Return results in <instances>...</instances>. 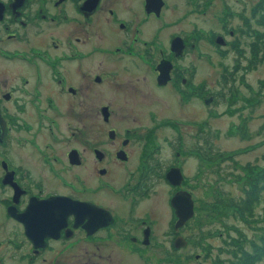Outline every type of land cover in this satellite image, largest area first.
<instances>
[{"label": "flooded vegetation", "instance_id": "flooded-vegetation-1", "mask_svg": "<svg viewBox=\"0 0 264 264\" xmlns=\"http://www.w3.org/2000/svg\"><path fill=\"white\" fill-rule=\"evenodd\" d=\"M181 2L0 0V264L99 263L87 261V249L113 228L125 233L123 245L150 247L164 224L143 206L153 188L170 186L164 204L173 215L172 195L189 192L184 157L216 159L210 136L184 151V134L196 136V105L212 106L216 94L201 92L197 30L165 32L183 20ZM225 10L221 30L206 32L216 49L239 32ZM127 118L140 124L119 128ZM161 129L176 134L167 150L157 144ZM173 167L179 186L166 179ZM106 196L121 204L105 205ZM165 226L173 242L184 225Z\"/></svg>", "mask_w": 264, "mask_h": 264}, {"label": "rangeland", "instance_id": "rangeland-1", "mask_svg": "<svg viewBox=\"0 0 264 264\" xmlns=\"http://www.w3.org/2000/svg\"><path fill=\"white\" fill-rule=\"evenodd\" d=\"M198 1L182 0L183 6L177 10V13L184 15L183 20L179 25L173 24L165 29V32H172L177 30L176 27L181 26L186 31L197 30L200 34L201 56L200 59L196 56L191 58L198 64L197 77L201 92H207L211 88L216 94V102L214 101L212 106L209 107L202 100L196 105L195 119L198 121L194 125L196 136L186 137L187 134H184L185 141L190 138L184 143L185 146L189 144V148H184L187 154L189 150H193V147H199L203 143L202 137L208 136L211 144L220 154L218 159L212 162L198 159L194 155L185 156L183 159L186 178L189 180L186 187L194 199L192 218L178 231L186 238L187 243L176 249L171 244L174 231L165 232L167 227L165 223L174 224V216L170 208L164 204L166 196L171 195L165 192H169L170 186L158 183V186L153 188L149 200L143 203L146 208L154 207L152 211L158 212L159 223H164L153 232L156 237L155 243L146 248L140 245L135 247L129 243L123 245L122 237L125 233L113 228V232L110 231L105 237L103 236L104 239L99 247L90 246L87 249V261L93 258L99 260V263L88 262V264H211L212 259L218 254L226 259L230 258L229 255L221 252L227 238L225 229L221 223L211 218V213L216 208L221 210L224 205L230 204L229 199H238L243 195V190L247 187V181H244L247 179L245 173L264 170V59L255 62L256 64L251 68L246 67L247 58H251V48H253L251 41L256 35L255 32L258 36L261 34L259 40L261 47H264V24L258 23V21L264 23V0H202L199 3ZM256 7L257 11H255ZM227 8L232 14L227 15L226 26L239 32L235 37L227 35L229 46L216 49L206 32L221 30L223 23L220 18L223 17L220 15ZM175 14L169 15L170 20L175 18ZM241 30L247 32L242 34ZM242 49L244 52L239 53ZM187 62L188 58L184 63ZM224 76L230 79L226 86H222ZM161 107L164 109L165 105ZM172 108L175 109L176 105ZM183 110L185 109L182 108L183 115L180 116L185 115ZM176 112L179 113L178 110ZM88 120L89 125L94 126L93 119ZM137 124L140 123H134L127 118L119 120L118 127ZM175 135L174 131L161 129L159 136H163L164 140L158 139L157 144L161 149L167 150L170 140L168 144L166 138L172 139ZM203 149L205 151L207 146ZM105 203V205H115L121 204V201L117 196H106ZM256 210L262 211L261 207ZM224 213L222 218L240 229L247 241L259 238L260 231H257L256 226L235 221L230 214L227 215L228 212ZM142 214L143 212H140L137 215ZM207 231L210 234H205ZM214 231H220L221 234L213 233ZM164 233H167V236ZM127 234L129 235V232ZM229 234L233 237L237 236L235 230H230ZM249 242L245 244V248L249 247ZM83 250V248L73 249V252L79 256ZM206 253H209V256H206ZM57 264L78 263L69 260Z\"/></svg>", "mask_w": 264, "mask_h": 264}, {"label": "trees", "instance_id": "trees-1", "mask_svg": "<svg viewBox=\"0 0 264 264\" xmlns=\"http://www.w3.org/2000/svg\"><path fill=\"white\" fill-rule=\"evenodd\" d=\"M257 7L255 11H257ZM258 23L264 24L263 21H258ZM255 34L256 35L253 36V41H251L253 43V48H251V58H247V68H251L256 64L255 62L264 59V47H261V41L259 40L261 34L259 36L256 32ZM240 52H244L243 49L239 51V53ZM224 77L222 86H226L230 80L229 77ZM219 155L220 154L217 152L216 159H218ZM244 175L247 178L244 180L247 181V187L244 188L243 195L238 199H229L230 204L224 205L221 210L216 208L215 211L211 213V218L221 223L222 227L225 229L227 238L221 252L230 256V258L226 259L218 254L212 259L211 264H264V170L249 171ZM258 207H261V212L256 210ZM224 212H228L227 215L230 214L235 221H243L246 225L256 226L257 231H260L258 233L259 238L253 239L250 242L247 241L246 236L240 229L233 223H228L227 219L222 218L223 215H225ZM230 230H235L237 236H231L229 234ZM215 232L221 234L220 231H214L213 233ZM205 234L210 233L207 231ZM247 242H249V247L245 248ZM195 243L197 244V239ZM206 256H209V253H206Z\"/></svg>", "mask_w": 264, "mask_h": 264}, {"label": "water", "instance_id": "water-1", "mask_svg": "<svg viewBox=\"0 0 264 264\" xmlns=\"http://www.w3.org/2000/svg\"><path fill=\"white\" fill-rule=\"evenodd\" d=\"M221 37H218L216 39L217 43L221 42ZM177 43V41H173L172 46H174ZM174 44V45H173ZM174 49V48H173ZM209 100H206V102H208ZM166 179L169 181V183L172 186H179L181 184V181L183 179L182 173L180 171V169L177 167H173L170 168L169 171L166 173ZM170 204L171 206L174 208L175 210V214L177 216V220L174 224V227L176 230H178V228L180 226H182L189 218L192 217L193 215V200L191 198V195L186 192V191H182L179 192L176 191L173 196L170 199ZM110 216V215H109ZM112 222V218L110 216V219H107V221L105 220L102 224H109ZM146 238L144 239L146 242L147 240V233L145 234ZM186 240L184 239V237L178 235L176 236V238L174 239V247L176 248H180L186 245Z\"/></svg>", "mask_w": 264, "mask_h": 264}, {"label": "bare ground", "instance_id": "bare-ground-1", "mask_svg": "<svg viewBox=\"0 0 264 264\" xmlns=\"http://www.w3.org/2000/svg\"><path fill=\"white\" fill-rule=\"evenodd\" d=\"M179 192H181V190H179Z\"/></svg>", "mask_w": 264, "mask_h": 264}]
</instances>
